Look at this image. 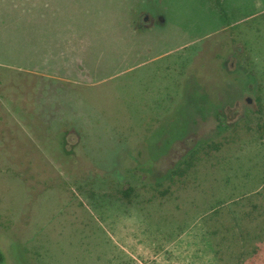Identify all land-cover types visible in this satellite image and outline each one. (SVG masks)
Wrapping results in <instances>:
<instances>
[{
	"label": "rangeland",
	"instance_id": "rangeland-1",
	"mask_svg": "<svg viewBox=\"0 0 264 264\" xmlns=\"http://www.w3.org/2000/svg\"><path fill=\"white\" fill-rule=\"evenodd\" d=\"M219 3L0 0L4 264H264V0Z\"/></svg>",
	"mask_w": 264,
	"mask_h": 264
},
{
	"label": "trees",
	"instance_id": "trees-1",
	"mask_svg": "<svg viewBox=\"0 0 264 264\" xmlns=\"http://www.w3.org/2000/svg\"><path fill=\"white\" fill-rule=\"evenodd\" d=\"M216 5L220 6L219 0H214ZM219 90V89H218ZM217 118L219 120L220 123H223L224 121V115L223 113H217ZM220 127L218 126L217 129H219ZM190 135V134H189ZM189 135H187L185 138H189ZM191 137V136H190ZM181 140H183L184 138H179ZM224 140V139H223ZM223 140H218V141H213V142H200L198 144V146H195L192 150L189 149V151H184V156L182 157V159L176 164L175 167H173L171 170L168 171V173L161 177L158 175V173L154 172V164L155 162L150 163V161L148 162V165H146L147 169L149 170V167H152V171L146 175H149L152 178V181L154 183V185H157L158 187H160V182L161 180L165 179L166 181H168L169 183H173V182H180L182 179L186 178L189 175V172L191 171V169L195 166L197 161L201 160L200 155H206L208 152H219L223 147H225L227 145L226 142H223ZM171 145V144H170ZM169 145V146H170ZM170 148V147H169ZM168 192V189H166L162 194H166ZM132 193V189H127V190H121L120 194L124 197V198H129L130 195ZM20 262L21 264H27V261L25 260V257H23L22 254V250L20 249ZM5 255L4 253H2L0 251V264H4L5 261Z\"/></svg>",
	"mask_w": 264,
	"mask_h": 264
},
{
	"label": "flooded vegetation",
	"instance_id": "flooded-vegetation-1",
	"mask_svg": "<svg viewBox=\"0 0 264 264\" xmlns=\"http://www.w3.org/2000/svg\"><path fill=\"white\" fill-rule=\"evenodd\" d=\"M147 19H148L147 15H144V16L142 17V20H143V21H147Z\"/></svg>",
	"mask_w": 264,
	"mask_h": 264
},
{
	"label": "water",
	"instance_id": "water-1",
	"mask_svg": "<svg viewBox=\"0 0 264 264\" xmlns=\"http://www.w3.org/2000/svg\"><path fill=\"white\" fill-rule=\"evenodd\" d=\"M246 101L249 103L250 101H249V99H246Z\"/></svg>",
	"mask_w": 264,
	"mask_h": 264
}]
</instances>
